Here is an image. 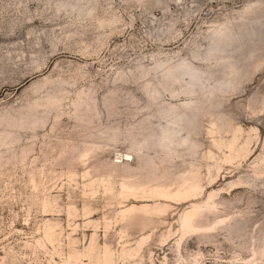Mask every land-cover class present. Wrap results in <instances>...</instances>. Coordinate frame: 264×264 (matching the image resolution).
<instances>
[{"label": "rangeland", "instance_id": "1", "mask_svg": "<svg viewBox=\"0 0 264 264\" xmlns=\"http://www.w3.org/2000/svg\"><path fill=\"white\" fill-rule=\"evenodd\" d=\"M0 264H264V0H0Z\"/></svg>", "mask_w": 264, "mask_h": 264}, {"label": "bare ground", "instance_id": "2", "mask_svg": "<svg viewBox=\"0 0 264 264\" xmlns=\"http://www.w3.org/2000/svg\"><path fill=\"white\" fill-rule=\"evenodd\" d=\"M131 188V187H130ZM162 188V187H161ZM161 188H155L156 191H162V192H166V190H162ZM165 189V188H164ZM194 214H191V215H188L187 216V228H193L194 227V224H193V221H194Z\"/></svg>", "mask_w": 264, "mask_h": 264}]
</instances>
